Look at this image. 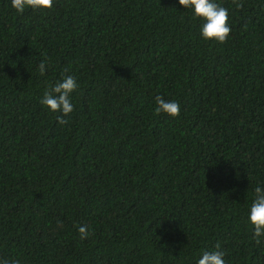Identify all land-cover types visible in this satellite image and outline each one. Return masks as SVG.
Segmentation results:
<instances>
[{"label": "trees", "instance_id": "1", "mask_svg": "<svg viewBox=\"0 0 264 264\" xmlns=\"http://www.w3.org/2000/svg\"><path fill=\"white\" fill-rule=\"evenodd\" d=\"M214 2L224 44L179 0L23 14L0 0V257L198 264L219 243L225 264H264L249 219L264 188V0ZM64 75L78 88L60 124L40 101ZM156 96L179 117L155 114Z\"/></svg>", "mask_w": 264, "mask_h": 264}, {"label": "clouds", "instance_id": "2", "mask_svg": "<svg viewBox=\"0 0 264 264\" xmlns=\"http://www.w3.org/2000/svg\"><path fill=\"white\" fill-rule=\"evenodd\" d=\"M236 9H243L242 0H232ZM179 4L186 9L194 10V18H200L204 21L202 25V36L205 40H215L220 44L227 42L231 34L229 24V11L227 8L214 2V0H179ZM12 7L20 14L26 9L33 11L46 12L55 7V0H11ZM38 71L40 75L46 72V61L39 64ZM69 69H64L68 72ZM78 84L71 75H64L61 81L54 86H49L45 90L40 103L48 107L52 112L61 113L57 116L60 124H66L68 121L64 117L69 116L74 111V105L71 102V94L76 91ZM155 114H167L171 117H179L180 105L176 101H166L162 96H156ZM249 219L254 227V238L256 243L260 244V237L264 236V188L255 189L254 202L250 208ZM81 240L88 239L91 233L87 226H78ZM215 251H204L198 264H225V253L220 251V244H216ZM0 264H19L18 260H8L0 257Z\"/></svg>", "mask_w": 264, "mask_h": 264}]
</instances>
